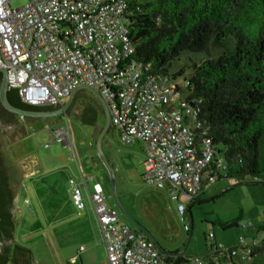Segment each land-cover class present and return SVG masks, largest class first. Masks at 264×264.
<instances>
[{
	"label": "built area",
	"instance_id": "1",
	"mask_svg": "<svg viewBox=\"0 0 264 264\" xmlns=\"http://www.w3.org/2000/svg\"><path fill=\"white\" fill-rule=\"evenodd\" d=\"M14 1L23 2L12 6ZM134 54L124 0H0V67L15 83H25L18 90L21 100L58 107L76 87L92 86L105 100L122 142L143 145L144 181L159 188L167 184L172 193L192 198L227 175L209 127L200 119L201 100L191 95L188 77L155 73ZM55 140L75 158L68 126L55 132ZM68 182L73 203L84 208L86 176ZM88 195L109 264H169L153 241L107 204L101 183ZM178 210L185 206L180 203ZM262 244L243 236L229 247L211 243L208 256L191 255L186 264L247 260Z\"/></svg>",
	"mask_w": 264,
	"mask_h": 264
},
{
	"label": "rangeland",
	"instance_id": "2",
	"mask_svg": "<svg viewBox=\"0 0 264 264\" xmlns=\"http://www.w3.org/2000/svg\"><path fill=\"white\" fill-rule=\"evenodd\" d=\"M22 2L14 1L12 6ZM220 52V49L213 47H210L208 55L185 51L171 62L169 74L183 66L185 74H190L193 62L214 59ZM67 99L68 96L62 101L66 102ZM96 100L91 92L81 89L64 114L47 117L35 124L31 118L1 111L0 151L14 195L15 238L19 243H29L33 264H66L69 255L83 252L78 249L87 243V234L93 232L86 217L87 209L93 211V208L85 186H82L86 203L84 208L76 207L71 198L68 180L70 177L81 180L80 167L86 177L94 176L88 180L90 193L93 192V185L100 182L108 195L107 204L114 205L107 171L98 158L97 143L105 119ZM67 126L76 154L74 159L68 146L55 140V132ZM100 144L115 170L121 203L155 235L164 248L170 247L172 249H166L172 251L182 248L188 237L189 230L185 226L190 227V216L192 235L185 258L206 254L211 243L216 248L233 246L239 236H243L246 242L257 239L264 244V183L232 185L235 182L227 178L219 179L209 184L201 194V199L213 196L212 199L195 202L178 191L172 193V187L167 184L159 188L144 181L146 154L139 141L123 143L118 130L111 125L102 135ZM94 162L98 164L97 167ZM28 164L37 169L29 176ZM53 164L60 165L49 168ZM175 195L179 196L178 200L174 198ZM180 203L185 206L183 212L178 210ZM66 216L77 217V220L61 223ZM120 219L130 223L123 216ZM227 223H231L229 227H225ZM211 234L215 236L210 238ZM98 236V242H102L101 232ZM13 249V258L18 260L19 252L15 247ZM92 252L96 264H109L107 255L103 258L96 239ZM225 262L264 264V249L258 250L247 260L233 258L232 261L223 260ZM77 264H81L80 258ZM169 264H186V261H169Z\"/></svg>",
	"mask_w": 264,
	"mask_h": 264
},
{
	"label": "trees",
	"instance_id": "3",
	"mask_svg": "<svg viewBox=\"0 0 264 264\" xmlns=\"http://www.w3.org/2000/svg\"><path fill=\"white\" fill-rule=\"evenodd\" d=\"M124 1L134 57L150 63L155 73L169 74L171 62L185 51L208 55L210 47L221 50L214 59L193 62L190 74L183 66L172 76L188 77L191 95L201 100L200 119L223 158L225 178L264 183V0ZM7 98L23 109L41 108L23 102L16 88L8 89ZM1 111L7 112L0 104ZM204 189L191 200L201 199ZM14 209L0 151V264L13 261ZM261 249L264 244L254 254ZM162 255L168 262L187 260Z\"/></svg>",
	"mask_w": 264,
	"mask_h": 264
},
{
	"label": "water",
	"instance_id": "4",
	"mask_svg": "<svg viewBox=\"0 0 264 264\" xmlns=\"http://www.w3.org/2000/svg\"><path fill=\"white\" fill-rule=\"evenodd\" d=\"M0 73L2 74V79H1V83H0V104L6 111H8L12 114L19 115L21 117H32V118H47V117L62 115L71 106L75 94L79 90L85 89V90H88L89 92H91L93 94V96L99 101L100 105L102 106V108L105 112V124H104V128L102 130V135L111 126V115H110L109 108H108L105 100L103 99V97L100 95V93L96 89H94L92 86L80 85V86L76 87L68 96L67 101L64 102L62 105L56 107V108L48 109V110H27V109H23V108H20V107H17L15 105L11 104L7 98V91L9 88H16L17 90H19L20 87H22L25 83L24 84L15 83L10 71H8L4 67H0ZM40 126H41V123H40ZM102 135L100 136L99 141L97 143L98 158H99L100 162L102 163L103 167L107 171L108 179H109V186H110V196L113 200L114 206L118 209L120 215L123 216L127 221H129L139 232H141L146 237H148L151 241H153L156 248L159 250V252L161 254L169 255V256H182V255H184L185 250L188 246V243H189V241L191 239V235H192V217L190 216V222H191L190 224L191 225L189 227L188 237H187L186 242L182 246V248L179 250H175V251L168 250V249L164 248L160 244L158 239L155 237V235L149 229H147L141 222H139L135 217H133L125 209V207L121 203L119 196H118V193H117L115 170L110 165L108 159L106 158V156L104 155V153L102 152V149H101L100 141H101ZM2 158H3V156H2ZM3 163L5 166L4 158H3ZM5 168H6V166H5ZM6 173H7V170H6ZM245 183L247 184L249 182H242V181L241 182H235L232 185L245 184ZM232 185L229 186L228 188L232 187ZM228 188H226V189H228ZM212 198H213V196L210 198H207V199H199L195 202H201L203 200H209Z\"/></svg>",
	"mask_w": 264,
	"mask_h": 264
},
{
	"label": "crops",
	"instance_id": "5",
	"mask_svg": "<svg viewBox=\"0 0 264 264\" xmlns=\"http://www.w3.org/2000/svg\"><path fill=\"white\" fill-rule=\"evenodd\" d=\"M94 164L97 167L98 164L96 162H94ZM59 165L60 164H57V165L53 164L49 168H55V167H57ZM36 170L37 169L36 168L34 169L31 166V164H28V166H27V176L33 174V172H36ZM80 174H83V175L86 176V173L83 171L82 167H80ZM93 178H94L93 175H89L88 177H86V179H87V190H88L87 192H90V190L88 188V180L93 179ZM96 183H100V182H96ZM71 198H72V195H71ZM86 217H87V221L90 223V225H92L93 232L87 234V237H88L87 243L86 244H82L79 247L78 250H81L83 252L80 255H77V253L69 255L68 260L66 261V264H77L78 258H80L81 264H96L94 256H93V252H92V247L94 245L95 239L97 240V244L100 243L101 252H102L103 258H105V255H107L106 247H105L104 242L103 241L102 242H98L100 240L98 235H99V233L101 231H100V227L98 225V222H97V220L95 218L94 212L91 209H87ZM74 218L75 219H73V217L66 216L64 219H62L61 223L68 224V223L73 222V220H77V217H74ZM14 244L16 246H18V247L15 246V249L19 252L18 256L20 258L18 260H15L13 258L14 254H15V250L13 249V251H12L13 261L11 263H9V264H33V252L31 250V247H29V243H26V242L19 243L17 241V239L15 238L14 239ZM165 248L172 249L170 247H165ZM174 250H178V248L174 249ZM106 259H107V256H106Z\"/></svg>",
	"mask_w": 264,
	"mask_h": 264
},
{
	"label": "flooded vegetation",
	"instance_id": "6",
	"mask_svg": "<svg viewBox=\"0 0 264 264\" xmlns=\"http://www.w3.org/2000/svg\"><path fill=\"white\" fill-rule=\"evenodd\" d=\"M96 102H97V104L99 105V109H100V111H101V113H102V115H103V117H104V119H105V112H104L102 106L100 105V103H99L98 100H96ZM53 108H56V107H50V106H47V107H41V108H39V109H37V110H48V109H53ZM6 113H7V114H12V113H10V112H8V111H7ZM28 118L33 119V121H34L33 124L37 123L38 121H41V120L45 119V118H32V117H28ZM201 202H202V201H201Z\"/></svg>",
	"mask_w": 264,
	"mask_h": 264
}]
</instances>
